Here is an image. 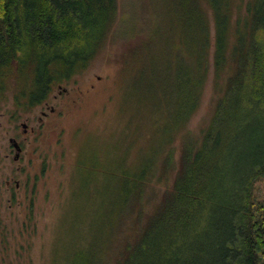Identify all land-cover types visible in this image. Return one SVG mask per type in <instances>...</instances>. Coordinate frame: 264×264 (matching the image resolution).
<instances>
[{
	"label": "trees",
	"instance_id": "1",
	"mask_svg": "<svg viewBox=\"0 0 264 264\" xmlns=\"http://www.w3.org/2000/svg\"><path fill=\"white\" fill-rule=\"evenodd\" d=\"M151 1L152 25L120 76L119 111L145 144L138 161L78 167L80 193L102 198H92L90 231L78 221V239L51 264H264V197L254 189L264 179V0ZM118 4L0 0V103L11 89L17 105L38 106L84 73L117 40ZM209 75L208 123L182 134Z\"/></svg>",
	"mask_w": 264,
	"mask_h": 264
},
{
	"label": "rangeland",
	"instance_id": "2",
	"mask_svg": "<svg viewBox=\"0 0 264 264\" xmlns=\"http://www.w3.org/2000/svg\"><path fill=\"white\" fill-rule=\"evenodd\" d=\"M148 1L119 0L109 34L117 40L111 38L84 73L55 86L41 104L21 107L14 103L11 89L0 103V264L59 261L65 247L78 237L74 231L78 221L84 220V228L90 231L92 198H102L92 189L80 193L78 167L92 159L106 163L113 157L137 160L145 144L144 133L132 132L127 113L119 111L121 60L129 46L145 37V21L152 25V1ZM210 75L200 108L182 134H197L208 123ZM10 139L21 146L16 160ZM178 141L179 137L173 147ZM254 189L262 199L264 179L258 180ZM152 190L155 188H150L151 194ZM154 201H144L146 212ZM131 227L124 229L122 236L128 235ZM87 230L83 233L86 238Z\"/></svg>",
	"mask_w": 264,
	"mask_h": 264
},
{
	"label": "flooded vegetation",
	"instance_id": "3",
	"mask_svg": "<svg viewBox=\"0 0 264 264\" xmlns=\"http://www.w3.org/2000/svg\"><path fill=\"white\" fill-rule=\"evenodd\" d=\"M11 144H12L14 150H15L14 160H16L18 158V156H19V153L21 152V146H20V143L16 139H12Z\"/></svg>",
	"mask_w": 264,
	"mask_h": 264
},
{
	"label": "water",
	"instance_id": "4",
	"mask_svg": "<svg viewBox=\"0 0 264 264\" xmlns=\"http://www.w3.org/2000/svg\"><path fill=\"white\" fill-rule=\"evenodd\" d=\"M12 141V140H11ZM16 145V144H15ZM17 147V146H16Z\"/></svg>",
	"mask_w": 264,
	"mask_h": 264
}]
</instances>
